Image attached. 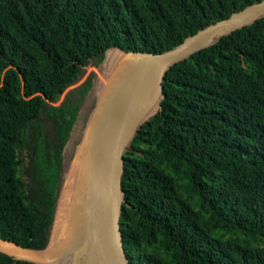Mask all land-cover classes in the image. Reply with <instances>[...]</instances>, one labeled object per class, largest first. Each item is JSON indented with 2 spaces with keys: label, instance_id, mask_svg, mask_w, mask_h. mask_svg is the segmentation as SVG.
<instances>
[{
  "label": "trees",
  "instance_id": "1",
  "mask_svg": "<svg viewBox=\"0 0 264 264\" xmlns=\"http://www.w3.org/2000/svg\"><path fill=\"white\" fill-rule=\"evenodd\" d=\"M260 1L0 0V238L51 246L110 53L167 51ZM162 91L124 153L128 263L264 264V15L169 67Z\"/></svg>",
  "mask_w": 264,
  "mask_h": 264
},
{
  "label": "water",
  "instance_id": "2",
  "mask_svg": "<svg viewBox=\"0 0 264 264\" xmlns=\"http://www.w3.org/2000/svg\"><path fill=\"white\" fill-rule=\"evenodd\" d=\"M262 15H264V0L250 4L239 11L233 12L227 18L209 24L185 38L176 47L161 53L116 49V59L113 67L116 85L123 103V119L110 155L107 154L106 149L113 142L109 134L114 132H107L103 136L96 155V171L87 205V210L90 211L93 218L92 228L86 232L83 231L74 235L64 248L55 253L46 252V249H30L3 238H0V252L17 259L38 264H58L73 254L77 248L89 239L90 249L98 247L101 251L102 259L99 264H129L122 245L119 223L124 198V192L121 187L124 153L131 144L139 127L158 112L160 102L164 97L162 91L164 73L175 63L209 46L219 36L226 35L250 24ZM146 62L163 66V71L159 79V100L157 105L148 115L141 116L139 115V104L133 94L132 80L136 67ZM106 180L113 181L115 234L113 238H110L107 234L104 223L102 186Z\"/></svg>",
  "mask_w": 264,
  "mask_h": 264
},
{
  "label": "bare ground",
  "instance_id": "3",
  "mask_svg": "<svg viewBox=\"0 0 264 264\" xmlns=\"http://www.w3.org/2000/svg\"><path fill=\"white\" fill-rule=\"evenodd\" d=\"M115 59L116 52L113 51V53L109 54L104 69L99 74L102 81L98 89L97 111L90 126H88V131L86 130L85 143L72 165L69 180L70 198L71 194H74V196L71 199V203L68 204V208L71 209L72 214L69 216L64 228L63 226L59 227L56 218L55 236L46 252L55 253L61 250L74 235L80 234L83 231L86 232L92 228L93 218L90 211L87 210V205L96 171V155L103 136L107 132H114L113 134H109L113 142L106 149L107 154L110 155L123 119V103L116 85L113 67ZM162 71L163 66L149 62L140 64L134 71L132 90L139 104V115L141 116L148 115L157 105L159 100V79ZM112 182L111 180H106L102 186L104 223L106 232L110 238H113L115 235ZM62 229L63 231H61ZM101 259L102 254L100 249L95 247L91 250L88 239L73 254L58 264H99Z\"/></svg>",
  "mask_w": 264,
  "mask_h": 264
},
{
  "label": "rangeland",
  "instance_id": "4",
  "mask_svg": "<svg viewBox=\"0 0 264 264\" xmlns=\"http://www.w3.org/2000/svg\"><path fill=\"white\" fill-rule=\"evenodd\" d=\"M95 105H96V97H92L91 100L88 101V103L85 105L83 115L91 114L93 109L95 108ZM76 140H77V134H75L74 137L72 138L70 147H69L68 152H67L68 154L71 153L72 149L74 148V144H75ZM84 143H85V141H84ZM62 194L63 195H62V199H61V205L59 208V214L57 217V223H58L59 227L63 226V228H64L65 224L67 223L69 216L72 214L71 209L68 208V204L71 203V199L74 196V194L73 195L71 194V198H70V184H69L68 192L67 193L63 192ZM61 231H63V229Z\"/></svg>",
  "mask_w": 264,
  "mask_h": 264
}]
</instances>
